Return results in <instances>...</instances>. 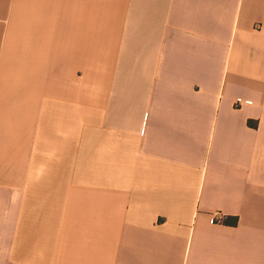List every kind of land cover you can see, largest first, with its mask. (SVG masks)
Instances as JSON below:
<instances>
[{
	"label": "crops",
	"instance_id": "0c3cea01",
	"mask_svg": "<svg viewBox=\"0 0 264 264\" xmlns=\"http://www.w3.org/2000/svg\"><path fill=\"white\" fill-rule=\"evenodd\" d=\"M0 264H264V0H0Z\"/></svg>",
	"mask_w": 264,
	"mask_h": 264
},
{
	"label": "trees",
	"instance_id": "16d2710c",
	"mask_svg": "<svg viewBox=\"0 0 264 264\" xmlns=\"http://www.w3.org/2000/svg\"><path fill=\"white\" fill-rule=\"evenodd\" d=\"M225 224H232V225H236L237 222H238V219L237 218H227L225 219Z\"/></svg>",
	"mask_w": 264,
	"mask_h": 264
},
{
	"label": "built area",
	"instance_id": "2783aa9c",
	"mask_svg": "<svg viewBox=\"0 0 264 264\" xmlns=\"http://www.w3.org/2000/svg\"><path fill=\"white\" fill-rule=\"evenodd\" d=\"M242 101L241 100H238L237 103L240 104Z\"/></svg>",
	"mask_w": 264,
	"mask_h": 264
}]
</instances>
